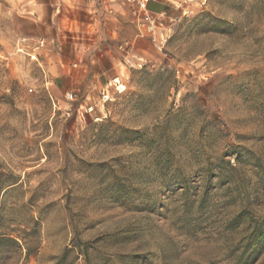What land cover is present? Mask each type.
<instances>
[{
    "label": "rangeland",
    "instance_id": "rangeland-1",
    "mask_svg": "<svg viewBox=\"0 0 264 264\" xmlns=\"http://www.w3.org/2000/svg\"><path fill=\"white\" fill-rule=\"evenodd\" d=\"M161 1L0 0V264H264V0Z\"/></svg>",
    "mask_w": 264,
    "mask_h": 264
},
{
    "label": "built area",
    "instance_id": "built-area-1",
    "mask_svg": "<svg viewBox=\"0 0 264 264\" xmlns=\"http://www.w3.org/2000/svg\"><path fill=\"white\" fill-rule=\"evenodd\" d=\"M124 4H127L129 6V13L132 15L136 25L138 27H142L146 34H148L152 39L154 40L155 35V25L160 23L161 21H165L167 14L166 12L161 13H154L149 9L150 0H123ZM24 39H18V49L22 51V44ZM44 40H37L34 42L33 48L39 49L43 46ZM32 58H35L34 54L31 56ZM71 95V94H70ZM102 97L104 100L108 99V89L103 88L102 90ZM89 111H92L93 108L90 107L88 109Z\"/></svg>",
    "mask_w": 264,
    "mask_h": 264
},
{
    "label": "trees",
    "instance_id": "trees-1",
    "mask_svg": "<svg viewBox=\"0 0 264 264\" xmlns=\"http://www.w3.org/2000/svg\"><path fill=\"white\" fill-rule=\"evenodd\" d=\"M149 9L151 11H155L154 7L151 4H149ZM0 247L5 248V249L7 247H15L16 249L21 250V244L17 240V238H11V237H0ZM255 259L256 258L253 257L249 264H252V262ZM64 262H65V254H62L61 256L58 257V260L56 261L55 264H63Z\"/></svg>",
    "mask_w": 264,
    "mask_h": 264
},
{
    "label": "crops",
    "instance_id": "crops-1",
    "mask_svg": "<svg viewBox=\"0 0 264 264\" xmlns=\"http://www.w3.org/2000/svg\"><path fill=\"white\" fill-rule=\"evenodd\" d=\"M151 5L154 7L155 11H153L154 13H161V12H166V10L163 8L164 5H166V3H164L161 0H152L150 1Z\"/></svg>",
    "mask_w": 264,
    "mask_h": 264
}]
</instances>
